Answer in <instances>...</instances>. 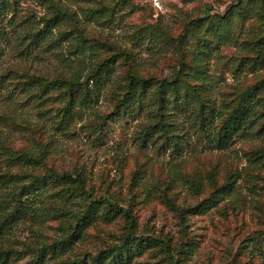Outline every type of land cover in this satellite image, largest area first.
I'll use <instances>...</instances> for the list:
<instances>
[{
	"label": "rangeland",
	"instance_id": "1",
	"mask_svg": "<svg viewBox=\"0 0 264 264\" xmlns=\"http://www.w3.org/2000/svg\"><path fill=\"white\" fill-rule=\"evenodd\" d=\"M263 39L264 0L1 2L0 176L29 177L0 187V264H97L126 242L144 250L123 264H264ZM247 92L249 128L219 149ZM50 173L104 200L94 220L76 224L77 183L30 186Z\"/></svg>",
	"mask_w": 264,
	"mask_h": 264
},
{
	"label": "trees",
	"instance_id": "2",
	"mask_svg": "<svg viewBox=\"0 0 264 264\" xmlns=\"http://www.w3.org/2000/svg\"><path fill=\"white\" fill-rule=\"evenodd\" d=\"M4 2V0H0V3ZM239 2V1H238ZM240 3V2H239ZM257 48L259 49L260 55L264 56V39L257 44ZM259 56V60L261 61V64L264 65V57ZM263 57V58H262ZM59 81H53L45 85V87H48V85H54L57 84ZM67 83V85L72 88L76 86H81V83L78 81H69L64 82ZM142 83V84H140ZM147 84L143 82H139L136 78L132 79V82L130 83L129 92L127 93L130 95V98L132 97L139 105L144 103L146 92L144 91L146 89ZM169 86H172L170 83ZM160 89H163L164 86H160ZM172 95L174 97L178 96L179 92L176 88H171ZM249 92L245 93L242 97L241 102L239 105L233 110V112L229 115V117L225 120L223 126L221 127L215 141L216 145L219 149H225L227 148L231 142L233 141L234 137H239L241 133H243L246 129L249 128V125L251 123V119L253 117V109L255 104H257L256 101H250V99L246 100V97H252V94H248ZM246 96V97H245ZM245 103V104H244ZM208 114L207 117L209 118L212 113V108H207ZM207 118V120H208ZM29 176L24 175H9L5 174L0 176V187L4 183H17L20 181H23L25 178ZM33 181L30 184L31 187L34 186L36 183H40L47 180H54L59 182H65V183H77L80 187V189L85 193L87 191L85 190V180L81 176L74 177L72 174H55L50 173L43 177H32ZM88 194V193H87ZM22 193L17 192L15 193L12 198L11 202L8 207H11L9 214H7L5 221L8 223L9 221L13 220L15 217L20 216L24 213L26 210L25 203L22 202L21 199ZM90 203L86 207L85 211L77 217L76 224L77 225H85L86 223H90L95 218L94 209L98 208L99 205L104 201L103 199L97 200L94 199L91 194H88ZM108 207L111 209L113 208L114 204L108 202ZM116 206V205H115ZM70 237L67 238V240L63 241V245L65 247L70 246L71 244ZM144 250L143 245L141 243H136L135 246L131 245V243H124V245L120 248H113L111 250H105L99 253L97 256V264H105L107 261L110 260V264H123L131 259V257L134 255V253H140ZM48 251L47 247L42 248L39 251V257L44 258L46 256V253Z\"/></svg>",
	"mask_w": 264,
	"mask_h": 264
}]
</instances>
